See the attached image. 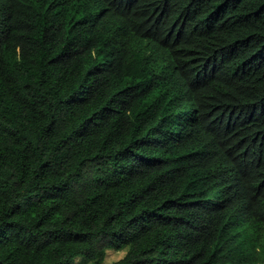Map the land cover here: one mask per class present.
Returning a JSON list of instances; mask_svg holds the SVG:
<instances>
[{
  "label": "trees",
  "instance_id": "1",
  "mask_svg": "<svg viewBox=\"0 0 264 264\" xmlns=\"http://www.w3.org/2000/svg\"><path fill=\"white\" fill-rule=\"evenodd\" d=\"M264 264V0H0V264Z\"/></svg>",
  "mask_w": 264,
  "mask_h": 264
},
{
  "label": "rangeland",
  "instance_id": "2",
  "mask_svg": "<svg viewBox=\"0 0 264 264\" xmlns=\"http://www.w3.org/2000/svg\"><path fill=\"white\" fill-rule=\"evenodd\" d=\"M124 252L125 250H120V251H116L112 249L107 250L105 259L102 264H111L112 262L121 258L124 255ZM78 264H86V263L78 262Z\"/></svg>",
  "mask_w": 264,
  "mask_h": 264
}]
</instances>
